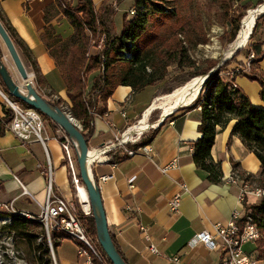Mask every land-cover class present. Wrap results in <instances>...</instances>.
I'll return each instance as SVG.
<instances>
[{
    "label": "crops",
    "instance_id": "crops-1",
    "mask_svg": "<svg viewBox=\"0 0 264 264\" xmlns=\"http://www.w3.org/2000/svg\"><path fill=\"white\" fill-rule=\"evenodd\" d=\"M68 1L73 7L79 2ZM135 2H107V7L113 10L110 21L116 36L121 34L117 32L116 23L121 20L119 14L123 6L129 4L130 13ZM55 3L56 0H0V13L18 45L15 47L22 62L27 63L23 55L26 51L37 65L38 72L33 77L34 88L46 101L56 97L59 101L56 106L63 105L67 109L65 111L69 112L72 103L67 96V87L56 60L50 54L48 38L44 34L51 27L53 37L60 36L67 40L73 36L74 29ZM93 3L99 11L105 0H93ZM125 17L129 20L128 13L123 15L122 28ZM260 31V47L264 53V21ZM246 62L247 59H243L239 64L245 66ZM24 66L26 68L25 63ZM242 66H238V70L243 74L236 76L235 84L254 106L263 108L264 103L259 94L261 86L247 76L249 71ZM255 68L264 76V55ZM29 69L32 71L30 66ZM97 75L95 73L90 76L88 92ZM160 93L159 83L138 93L129 86H119L108 100L104 116L93 111L89 147L103 152L99 161L92 165V172L110 233L127 264H175L172 261L174 257L181 259L180 264H220V251L211 250L203 244L190 245L191 241L204 232L213 234L215 224H226L234 212L244 210L239 199V187L229 182V177L235 171L234 164L238 172L252 177L261 189L264 188L261 163L245 147L241 138L233 134L237 120L232 119L224 129L219 128L220 132L211 150L213 163L220 166L222 182H210L209 173L198 169L193 162L192 144L201 138L198 131L201 108L193 107L197 99L180 108L160 127L153 142L149 144L154 148L153 160L141 152L132 157L121 151L113 152V145L119 141L123 131L139 121L142 115L144 117ZM100 107L98 103L96 109ZM6 111V105L0 97V123ZM52 125L56 126L53 122ZM56 129H59L58 125ZM43 136L46 139L44 144L38 141L23 143L5 127L4 133L0 135V202L14 201L18 211L30 217H38L47 203L51 180L52 195L71 203L80 219L87 223L84 229L89 241L99 242L97 230L94 231L92 223L95 221L93 208L89 205L92 215L86 216L83 213L82 193H79L80 202L71 180L61 139L55 135L49 121H46ZM146 138L148 135H144L140 143ZM105 147H110V150H103ZM73 153L77 161V150L74 149ZM174 162L176 167L163 171ZM103 176H112V179L100 183L99 179ZM177 194L182 195V201L179 213L174 214L170 203ZM263 198L247 194L246 200L247 204L255 205ZM151 243L158 249L159 255L149 251ZM79 248V241L57 233L54 248L56 264H93L91 260L78 255ZM256 249L257 243L245 247L249 254Z\"/></svg>",
    "mask_w": 264,
    "mask_h": 264
},
{
    "label": "trees",
    "instance_id": "trees-1",
    "mask_svg": "<svg viewBox=\"0 0 264 264\" xmlns=\"http://www.w3.org/2000/svg\"><path fill=\"white\" fill-rule=\"evenodd\" d=\"M108 1L105 0L104 6L97 11L93 0H79L75 7L68 0H56V8H59L63 16L68 20L74 29V34L67 40H64L60 36L53 37L51 27H48L44 34V37L48 38L47 47L50 50V54L56 60L67 87V96L72 103L69 111L70 115L77 122H80L82 134L88 143H90L92 137L93 111L96 110V114L104 116L107 113V102L119 86H129L135 93L141 92L145 88L154 86L163 80L166 76L165 70L169 66L168 63L163 65L164 72L156 69V58L158 57L161 61L164 60L160 57L159 53H154V56L147 61L145 58L146 50L151 42V37L147 33V23L153 15L161 16L162 20L174 19L175 13L170 7V2L168 0H136L134 6L136 16L131 20L125 17L122 33L116 36L113 23L110 21L113 10L107 7ZM220 1L226 3L228 0ZM263 3L264 0H261L257 5ZM252 7L253 4L248 2L244 5L243 11L246 12ZM242 19L244 21L243 15L235 22L230 42L241 31L243 25ZM46 20L48 21V19ZM0 21L14 45L18 46L1 13ZM263 21L264 14L260 19V23L258 21L255 25L251 38L262 28ZM189 32V29H186V33ZM103 36L105 37L104 49L97 54H91V50L93 49L92 43ZM261 45V41L257 42L247 53V55H250L252 52L255 53V60L252 62L247 76L260 84L261 91L259 94L264 103V76L259 74L255 68L264 55L260 47ZM240 52L235 53L234 59L227 61L219 69H215L193 105V107H200L202 113L201 123L198 127L201 138L192 144L194 148L193 162L198 169L209 173L208 180L212 183L222 182V173L220 166L214 164L212 161L211 150L220 132L219 128L221 130L224 129L232 119L237 120L233 128V134L240 137L245 147L258 158L262 168L261 179L264 181V107L257 108L254 106L235 84L236 76L243 74L242 71L231 75L228 79H224L220 75L221 69L229 68L230 64L234 63L237 56L241 54ZM174 53L175 55L176 53L180 54L179 61L183 63L186 58L184 48L178 46ZM23 55L27 63L30 64L32 73L37 75V65L34 63L32 56L26 51H24ZM0 57L3 58L1 47ZM173 61H176L175 56L172 57ZM239 65L242 66V64ZM149 66L153 68L151 75L147 73ZM213 67L208 66L206 70L200 71L198 75H208ZM95 73L98 75L93 78L95 83L88 92L90 76ZM0 84L5 88L1 76ZM10 100L14 103H22L14 97H10ZM98 103L101 104V107L96 109ZM22 104L26 109H29L26 104ZM41 115L45 117L43 114ZM13 116L14 114L11 110L6 111L5 117L0 123V135L4 133L6 125L12 121ZM46 119L52 124L49 118L46 117ZM167 119L148 138L131 149L137 151L151 144L160 127L165 125ZM234 169L237 170L236 164H234ZM241 175L244 174L241 173ZM78 176L81 179L80 172ZM250 178V176H247L246 179ZM244 208L246 211L252 212L251 218H253L254 223L261 232L262 237L257 241L255 252L257 259L264 264V198L259 204L255 205L245 202ZM92 223L96 232L95 221H92ZM5 229L10 233H14L15 237L21 242H25L28 247V256L31 263L52 264L51 250L45 229L41 223L22 216H14L12 224L5 227ZM57 233L63 235V233L58 231L51 233L53 249L55 248ZM113 242L115 244L114 239ZM80 246L85 247L81 242ZM98 247L97 249L101 254V258L96 257L93 252H90L92 263L112 264L102 248Z\"/></svg>",
    "mask_w": 264,
    "mask_h": 264
},
{
    "label": "rangeland",
    "instance_id": "rangeland-1",
    "mask_svg": "<svg viewBox=\"0 0 264 264\" xmlns=\"http://www.w3.org/2000/svg\"><path fill=\"white\" fill-rule=\"evenodd\" d=\"M168 1L170 2L169 4L171 9L175 13L174 19L172 18L168 20H162L161 16L153 15L147 23V33L151 37V42L146 50L147 52L145 58L146 61L148 59H151L154 56V53H159L160 57L164 60L161 61L158 57L156 58L157 59L156 69L158 71L164 72L163 65L165 63L169 64V66L165 70L166 76L164 77L163 80L159 82V85L161 86V93L159 97L172 93L176 89L184 86L185 84L196 78L204 77L205 75H198V73L200 71L206 70L208 66H214L211 69V71L214 70L215 68L216 70L219 69L218 67L219 65L222 66L227 61H231L232 59H234L236 55L235 53L241 51L240 52L241 54L237 56L234 63L230 64L229 68L221 69L222 70L220 73L221 77H223L224 79H228L231 75L236 74V71L239 69L238 66H240L238 64L239 61L243 59H248L249 55H247V53L249 52V50H251L253 46L262 39L261 31L259 30L252 38L250 37V39H248L249 41L247 45H245V47L235 51L233 53L234 55L231 58H229V56L227 57V53L231 49L232 44L235 41H237V39L245 31L246 29L245 22L247 18L253 16L255 25L257 24L258 21L260 23V19L263 16L264 9L262 10H258V9L264 6V3L261 5H257L256 4L258 2L257 0H242V1L228 0L226 3L220 0H168ZM248 2L252 3L253 7L250 10L244 12L243 7ZM129 7H130L129 4H125L122 8V12L119 14L121 20L116 23L117 32L122 33L123 30L122 18L124 13H128L129 20L133 18L129 14L128 11ZM242 15L244 21L242 19L243 21L242 28H241L242 21L240 23L241 31L237 33L235 39L230 42V36H232L233 34V27L235 25V22L240 17H242ZM255 25L252 30V33L255 29ZM186 29H189L190 32L186 33ZM100 44H102L103 47L101 50H98L97 47ZM104 44H105L104 36L101 37V39L99 40H95V42L92 43L93 54H97L98 52L102 51L104 49ZM178 46L183 47L184 52L186 54V58L184 59L183 63L179 61L180 54L176 53L175 55L174 53L175 49ZM0 47L3 53V57L5 58V63L10 73L12 74L13 78L19 84H23L22 79L18 74L14 66V63L10 55L8 54V51L6 50V47L2 42L1 38H0ZM173 56L176 57V61L172 62ZM24 63L26 65V68H28L27 69L28 72L32 75L31 81L33 82V77H35V75L34 73H32V71H30L29 65L25 61ZM147 73L151 75L153 73V68L149 66L147 68ZM0 86L2 87V90L5 93V95L10 100L11 96H9L6 89L1 84ZM200 91L201 89L199 90L198 93H200ZM198 95L199 94L196 95V97L193 99L192 102H194L198 98ZM0 97L6 105V110L7 111L12 110L9 103L2 96ZM57 100L58 99L54 97L53 99L50 100L51 102L50 101L48 102H50V105L52 107H58L56 106L58 102ZM18 104H20L21 107L25 108L22 103H18ZM182 107H186V105H183L179 108ZM58 108L64 111L67 110L64 109L65 107L63 105ZM165 111L166 109H160L153 111L149 115L148 128L149 126H154V127L149 129L147 128L148 130L144 132V135H148V136L151 135V133L155 130V128L158 127V122L162 120L161 118L162 115L165 113ZM67 113L70 114L69 112ZM42 119L44 121V126H45L46 121L48 120L46 119V117L43 116ZM142 119H143V115L139 121H137L135 124L129 127L130 129L127 128L125 131H123L121 137L119 138V141L113 145V149H112L113 152L121 151L124 154L126 152L125 151L126 149H131L133 146L140 144V142L143 140L144 135H142V138L139 139L138 141H137L138 137H136L134 141L124 144L121 143L123 141L122 135L136 128ZM79 123L80 122L78 121V124ZM55 125L57 126V124ZM56 126L54 127L51 124V127L53 128L55 135L60 136V134L57 133ZM80 127L82 129L81 125ZM75 162H76L75 163L76 171L79 174L77 161ZM86 224H87L86 221L83 220L82 221L83 228L84 225ZM0 225L3 224L0 223ZM8 237H9L8 231L5 229L4 226H0V261H2L3 264H18L19 260L24 259L27 262V264H35L30 262L28 256V247L25 244V242H21L16 237L13 239L12 242ZM93 242L92 243L94 248L95 249L99 248L98 247L100 246L99 242L97 243L95 241ZM52 264H55L53 258H52Z\"/></svg>",
    "mask_w": 264,
    "mask_h": 264
},
{
    "label": "built area",
    "instance_id": "built-area-1",
    "mask_svg": "<svg viewBox=\"0 0 264 264\" xmlns=\"http://www.w3.org/2000/svg\"><path fill=\"white\" fill-rule=\"evenodd\" d=\"M129 14L130 16L135 17L136 11L133 9L130 11ZM102 47L103 45L100 44L97 49L101 50ZM254 60L255 53L252 52L249 55L247 62L244 66L246 70H250L252 62ZM238 72L239 71L237 70L236 73ZM1 94H4V92L2 90V87L0 86V95ZM9 105L12 108L11 111L13 112L14 116L12 121L8 125H6L8 130L11 131L17 137V139H19L23 143L38 141L44 144L46 139L43 136L45 126L44 121L42 119V115L34 109L23 108L18 103H9ZM57 133L60 134V136H58L62 140L61 144L65 153V158L70 168L71 180L77 190V196L79 198V187H84V185L82 183V180L78 176V172L76 171L75 166L76 160L74 157L73 150H77V145L75 141L62 128L59 127ZM121 144L124 143L122 142ZM103 150H110V147H105ZM125 151V154L130 157L135 156L138 152H141L150 160H153L154 158V148L152 145L144 146L138 149V151H134L132 149H126ZM176 166L177 165L175 162L171 163L169 166L165 167L163 171L166 172ZM48 173L51 175L50 169ZM229 178V182L239 187V199L243 205L245 202H247V194H255L259 198L264 197V188L260 189V187H258L255 181L252 179V177L250 179H246V176L241 175L240 172L235 170L232 176ZM111 179L112 176H103L99 179V182L104 183ZM182 187L185 189L184 185H182ZM79 201L81 202L80 198ZM181 201V194H177L172 199L170 207L174 214L179 213ZM3 211L20 212L16 209L14 201L10 203L0 202L1 214H3ZM83 213L86 216L92 215L90 207L88 209L84 208ZM38 217H42L47 221L51 222V230L60 231V229H74L79 231V238H75V240L88 239L86 231L82 226V220L80 219L79 215L75 212V209L71 205V203H69L65 199L57 198L52 195L51 180L49 181L47 203L43 207L42 212ZM251 217L252 212L246 211L244 208L243 211L234 212L231 219L226 224H215L213 227V234L204 232L206 246L209 247L211 250L220 251V264H263L257 259L255 252L249 254V252L245 250V247L247 245L257 243V241H259L262 237L259 228L254 223V220ZM0 226L7 227L9 225L5 224ZM8 233V238L13 242L15 234L10 233L9 231ZM46 236L51 250L52 258L54 260V263L56 264L51 239H48V233H46ZM190 245H197V235L191 241ZM148 249L151 253L155 255L160 254L158 249L152 243L149 245ZM78 255L80 257L86 258L88 261H92L86 248H79ZM172 261L175 264L181 263V259L178 257H174ZM0 264H3V262L0 261ZM18 264H27V262L24 259H21L19 260Z\"/></svg>",
    "mask_w": 264,
    "mask_h": 264
},
{
    "label": "water",
    "instance_id": "water-1",
    "mask_svg": "<svg viewBox=\"0 0 264 264\" xmlns=\"http://www.w3.org/2000/svg\"><path fill=\"white\" fill-rule=\"evenodd\" d=\"M0 38L4 43L8 51V54L10 55L14 63V66L23 82V84H19L13 78L12 74L10 73L5 63V58L0 57V76L5 85L6 91L8 92L9 96L14 97L17 100L21 101L22 103L26 104L29 107V109H34L37 112L43 114L45 117L49 118L52 122H54L60 128H62L75 141L77 145V163L80 172V177L84 185V188L87 191L90 205L94 211L93 216L95 218L99 245L102 248L108 260L112 264H127L124 261V259L121 257V255L118 253L115 244L113 242L112 235L110 233L106 218V213L102 203V198L98 190L97 183L93 177L92 166L89 171L87 169L86 161L88 158V154L90 152V147L88 141L85 139L84 135L82 134V129L80 128L77 121L72 116H70L64 110L58 107H52L50 103H48L34 88L33 82L31 81L32 76L26 70L24 63L22 62V59L12 39L10 38L8 32L6 31L1 21H0ZM233 55H231L229 58H231ZM218 67H220V65ZM215 69L205 76V80L202 83L201 91L205 83L207 82L208 78L212 75ZM8 101L10 104H13L9 100V98ZM179 109L180 108H177L171 114L165 116L162 121L164 122L168 117L172 116Z\"/></svg>",
    "mask_w": 264,
    "mask_h": 264
},
{
    "label": "bare ground",
    "instance_id": "bare-ground-1",
    "mask_svg": "<svg viewBox=\"0 0 264 264\" xmlns=\"http://www.w3.org/2000/svg\"><path fill=\"white\" fill-rule=\"evenodd\" d=\"M262 9H264V6L260 7L258 10H262ZM254 25H255V21H254L253 16L248 17L246 22H245V26H246L245 31L237 39V41H235L232 44L231 49L227 53V57L228 56L230 57L231 55H233L232 53H234L235 51H237V50L245 47V45H247V43L249 41L248 39H250V37H251ZM204 80H205V76L196 78V79L188 82L184 86L176 89L172 93L158 97L156 99V101L154 102V104L145 113L143 119L139 122V125L136 128H134L133 130L124 134L122 142L128 143V142L134 141V139L136 137H139L140 135H142L149 128L154 127V126H149V128H148V125H149L148 118H149V115L153 111L160 110V109H166L165 113L162 115V118H161L163 120V118L165 116L169 115V113L172 112L173 110H175V109H177L183 105H188L189 103H191L193 101V99L196 97L199 90L202 88V83L204 82ZM198 94H200V93H198ZM1 96L9 103L6 95L1 94ZM48 103H50V102H48ZM162 120L160 122H158V126L163 122ZM102 152L103 151H100V150L90 149V152L88 154V158L86 161V166H87L88 171L90 170L91 166L96 161H99L100 155L102 154ZM80 192L82 193L81 196H82V203L84 205V208L88 209L90 204H89L87 191L84 187L80 186L79 187V193ZM14 216H22V217H25V218H28V219H31L34 221H38L39 223H41L45 229V233H48V239H51V233L52 232L58 231V230H51V222L47 221L46 219H44L42 217H30V216L24 215L21 212H17V211H3V214H1V212H0V223L3 225H5V224L11 225L12 219ZM58 232H61V233L65 234L66 236H68L72 239L79 238V231L78 230L60 229V231H58ZM77 241H79L83 245H85V247L89 253V256H90V252H93L96 257L101 258L100 253L98 252L97 249L94 248L93 243L91 241H89V239L77 240ZM198 244L206 245L205 233L197 236V245ZM85 247L81 246V248H85Z\"/></svg>",
    "mask_w": 264,
    "mask_h": 264
}]
</instances>
